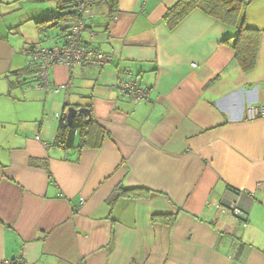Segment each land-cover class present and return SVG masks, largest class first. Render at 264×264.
<instances>
[{
	"label": "crops",
	"instance_id": "1",
	"mask_svg": "<svg viewBox=\"0 0 264 264\" xmlns=\"http://www.w3.org/2000/svg\"><path fill=\"white\" fill-rule=\"evenodd\" d=\"M178 1L95 0L82 39L113 61L55 66L65 89L48 94L26 51L61 44L60 25L36 24L56 3L0 0V264H264V119L245 113L264 105V0L244 13L262 31L248 72L237 27L201 11L165 23ZM125 73L148 100L120 99ZM71 107L92 123L59 148Z\"/></svg>",
	"mask_w": 264,
	"mask_h": 264
},
{
	"label": "trees",
	"instance_id": "2",
	"mask_svg": "<svg viewBox=\"0 0 264 264\" xmlns=\"http://www.w3.org/2000/svg\"><path fill=\"white\" fill-rule=\"evenodd\" d=\"M17 1H54L56 3V12H53L43 19L37 20L36 24L37 26L43 25V27L46 26L45 24H47V26L50 24H54L56 26L60 25L63 33L61 36L63 42V40L67 37L72 23L75 21L74 9L81 0ZM102 1L108 4L112 10H116L118 7L119 0ZM252 1L254 0H179L176 4H174L167 10L164 16V21L170 28H175L179 26L186 18H188L194 11H201L205 15L224 25L237 27L238 32L234 38L235 55L242 69L248 72L253 70L257 64L260 48V35L262 33L261 30L251 28L246 24L244 15L245 9ZM94 2L95 0H90L92 6L94 5ZM58 20L61 21L60 24H58ZM69 22L72 23L68 25L67 23ZM37 49L41 48L33 47L26 51V53L30 54ZM31 65L35 67L34 64L31 63ZM91 123L89 124L86 118L79 115L74 119L73 124L71 126H68L66 117H62L60 120V133L55 139L53 145L64 149L73 147L76 137L80 136L81 138H83L85 134L89 133L87 129L91 126ZM135 191L136 190L134 189L122 188L119 191L118 195H128ZM12 264H17V260H12Z\"/></svg>",
	"mask_w": 264,
	"mask_h": 264
},
{
	"label": "built area",
	"instance_id": "3",
	"mask_svg": "<svg viewBox=\"0 0 264 264\" xmlns=\"http://www.w3.org/2000/svg\"><path fill=\"white\" fill-rule=\"evenodd\" d=\"M75 21L72 23L67 37L59 45L34 50L27 54L30 63L36 67L35 80L39 90L48 94H59L64 86L56 87L50 82V71L57 65L73 68L75 66H104L114 59V55L107 54L83 42V34L94 16L90 0H81L74 9ZM93 40V33L90 34ZM116 89L120 99L145 101L152 92L151 88H143L137 84L131 74L122 75L116 82ZM248 120L264 119V105H248L245 108ZM37 140H40L37 137ZM229 210L240 222L247 226V214L236 204H229ZM12 264V261L2 263ZM17 264H23L18 262Z\"/></svg>",
	"mask_w": 264,
	"mask_h": 264
},
{
	"label": "water",
	"instance_id": "4",
	"mask_svg": "<svg viewBox=\"0 0 264 264\" xmlns=\"http://www.w3.org/2000/svg\"><path fill=\"white\" fill-rule=\"evenodd\" d=\"M78 115H81L84 118H86L88 122L92 121V114L88 108L71 107L68 109V114L66 116V121H67L68 126H71L73 124L74 119Z\"/></svg>",
	"mask_w": 264,
	"mask_h": 264
},
{
	"label": "rangeland",
	"instance_id": "5",
	"mask_svg": "<svg viewBox=\"0 0 264 264\" xmlns=\"http://www.w3.org/2000/svg\"><path fill=\"white\" fill-rule=\"evenodd\" d=\"M46 3H48V2L46 1Z\"/></svg>",
	"mask_w": 264,
	"mask_h": 264
}]
</instances>
